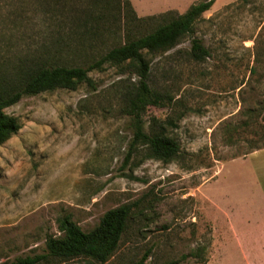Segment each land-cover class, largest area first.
<instances>
[{
  "label": "rangeland",
  "instance_id": "374dc122",
  "mask_svg": "<svg viewBox=\"0 0 264 264\" xmlns=\"http://www.w3.org/2000/svg\"><path fill=\"white\" fill-rule=\"evenodd\" d=\"M92 1L0 0V79L29 67L86 66L124 42V26L112 21L80 27ZM220 4L192 36L208 57L192 56L191 36L147 55L148 82L166 104L148 108L145 130L176 139L169 162L133 145L126 93L138 77L127 66L105 64L89 72L90 83L25 95L5 109L21 127L0 144V263L48 253L66 216L90 231L128 203L106 263L47 256L38 264H137L146 255L144 264H264V0ZM98 5L93 19L103 14ZM163 13L132 33L153 31Z\"/></svg>",
  "mask_w": 264,
  "mask_h": 264
},
{
  "label": "trees",
  "instance_id": "16d2710c",
  "mask_svg": "<svg viewBox=\"0 0 264 264\" xmlns=\"http://www.w3.org/2000/svg\"><path fill=\"white\" fill-rule=\"evenodd\" d=\"M251 2L252 0H238L228 4L227 8L233 6L242 8ZM213 4L214 0H201L192 4L184 13L174 10L166 11L161 15L164 23L151 32L135 36L132 33L134 27L137 28L146 19L156 17L138 16L130 0H93L86 12V19L80 27L85 29H83L84 32H88L100 28L101 24L108 25L109 21H112L111 23L116 24L118 28L124 26L125 41L112 47L99 59L86 66L58 64L29 67L20 70L10 80L0 79V144L16 134L21 127L18 119L5 111L7 107L17 103L25 95L57 88L75 89L81 82L90 83L92 82L89 76L91 70L111 64L127 66L138 77L137 84L126 93V111L131 118L133 145L148 146L153 156L159 160L165 162L173 160L180 148L176 139L161 131L147 132L145 130V114L148 108L166 104L165 95L154 90L148 82L150 60L147 55L165 53L176 47L185 37H192L197 22L202 19L205 12L212 8ZM95 5L102 9L103 14L93 19L94 14L91 12ZM93 20L98 23L91 24ZM79 41L83 42L84 39L80 38ZM191 54L195 59L200 60L208 57L210 50L202 39L192 37ZM132 208L131 204L125 203L109 209L102 216L99 224L90 231L82 230L77 223L66 216L59 221V228L63 235L51 236L47 239L48 253L18 257L14 261L0 264H38L47 256L64 259L83 256L106 263L119 245ZM146 256L137 264H144Z\"/></svg>",
  "mask_w": 264,
  "mask_h": 264
},
{
  "label": "crops",
  "instance_id": "0c3cea01",
  "mask_svg": "<svg viewBox=\"0 0 264 264\" xmlns=\"http://www.w3.org/2000/svg\"><path fill=\"white\" fill-rule=\"evenodd\" d=\"M138 16H150L174 10L179 13H184L192 4L201 0H130ZM235 0H214L213 5L220 4L219 7L225 6L234 2ZM145 6L149 8L146 9ZM264 247V238H263ZM261 242V243H262Z\"/></svg>",
  "mask_w": 264,
  "mask_h": 264
}]
</instances>
